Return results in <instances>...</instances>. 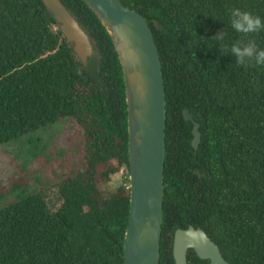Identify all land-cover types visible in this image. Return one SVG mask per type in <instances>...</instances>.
Returning a JSON list of instances; mask_svg holds the SVG:
<instances>
[{
    "label": "trees",
    "instance_id": "16d2710c",
    "mask_svg": "<svg viewBox=\"0 0 264 264\" xmlns=\"http://www.w3.org/2000/svg\"><path fill=\"white\" fill-rule=\"evenodd\" d=\"M120 1L145 17L163 75L159 264H174L173 233L188 225L202 228L229 264H264V67L238 65L227 51L248 38L264 47V30L245 37L230 27L233 8L264 19V0ZM61 2L99 50L86 67L41 0H0V146L70 118L82 154L81 168L59 177L54 212L26 180L0 194V264H124L129 181L103 187L121 168L128 176L122 71L95 14L82 0ZM218 31L223 42L212 37ZM183 109L199 124L196 149ZM186 258L208 264L192 249Z\"/></svg>",
    "mask_w": 264,
    "mask_h": 264
},
{
    "label": "water",
    "instance_id": "95a60500",
    "mask_svg": "<svg viewBox=\"0 0 264 264\" xmlns=\"http://www.w3.org/2000/svg\"><path fill=\"white\" fill-rule=\"evenodd\" d=\"M108 33L120 63L127 109L129 214L123 239L124 264H159L164 192L165 95L159 54L145 17L120 0H82ZM55 28L83 67L99 58L88 31L61 0H41ZM157 25V23H156ZM192 122L191 145L200 141L199 124ZM192 249L208 264H229L218 245L200 227L175 229L174 264H187Z\"/></svg>",
    "mask_w": 264,
    "mask_h": 264
},
{
    "label": "rangeland",
    "instance_id": "374dc122",
    "mask_svg": "<svg viewBox=\"0 0 264 264\" xmlns=\"http://www.w3.org/2000/svg\"><path fill=\"white\" fill-rule=\"evenodd\" d=\"M79 137L75 121L66 118L37 131L30 138L23 137L0 146V194L13 183L26 180L28 191L42 189L49 211H56L62 204L56 187L59 177L82 166ZM30 140L35 141V145ZM127 182L126 171L121 168L103 187L114 189ZM12 198L11 194L5 202Z\"/></svg>",
    "mask_w": 264,
    "mask_h": 264
},
{
    "label": "clouds",
    "instance_id": "9594fccd",
    "mask_svg": "<svg viewBox=\"0 0 264 264\" xmlns=\"http://www.w3.org/2000/svg\"><path fill=\"white\" fill-rule=\"evenodd\" d=\"M230 27L235 33L248 37L249 34L264 30V19L249 11L233 8L230 12ZM212 37L218 42H223L225 33L218 31ZM221 46H223L222 43ZM227 51L235 57V62L238 65L251 63L255 66L264 67V47L258 46L256 40L252 38L236 40L227 47Z\"/></svg>",
    "mask_w": 264,
    "mask_h": 264
}]
</instances>
